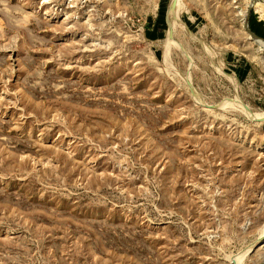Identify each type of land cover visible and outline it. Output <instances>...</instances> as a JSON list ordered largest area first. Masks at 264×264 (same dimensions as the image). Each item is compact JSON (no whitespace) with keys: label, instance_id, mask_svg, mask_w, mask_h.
<instances>
[{"label":"rangeland","instance_id":"obj_1","mask_svg":"<svg viewBox=\"0 0 264 264\" xmlns=\"http://www.w3.org/2000/svg\"><path fill=\"white\" fill-rule=\"evenodd\" d=\"M170 3L0 0V264H264V0Z\"/></svg>","mask_w":264,"mask_h":264},{"label":"water","instance_id":"obj_2","mask_svg":"<svg viewBox=\"0 0 264 264\" xmlns=\"http://www.w3.org/2000/svg\"><path fill=\"white\" fill-rule=\"evenodd\" d=\"M175 1L176 0H171V3L169 5V7H168V11L175 6ZM168 11H167V15H166V23H167L168 29H169ZM169 31H170V29H169Z\"/></svg>","mask_w":264,"mask_h":264}]
</instances>
